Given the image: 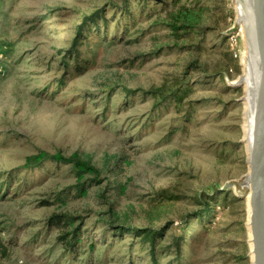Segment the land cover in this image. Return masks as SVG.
Segmentation results:
<instances>
[{"label": "rangeland", "instance_id": "obj_1", "mask_svg": "<svg viewBox=\"0 0 264 264\" xmlns=\"http://www.w3.org/2000/svg\"><path fill=\"white\" fill-rule=\"evenodd\" d=\"M182 6L196 19L171 28ZM236 27L234 0H0V264H252ZM41 152L101 181L78 192L93 173L24 167ZM79 223L72 252L59 236Z\"/></svg>", "mask_w": 264, "mask_h": 264}, {"label": "water", "instance_id": "obj_2", "mask_svg": "<svg viewBox=\"0 0 264 264\" xmlns=\"http://www.w3.org/2000/svg\"><path fill=\"white\" fill-rule=\"evenodd\" d=\"M234 3L237 25L234 31L241 32L245 49L248 45L252 54L251 72L255 88L249 91V100L246 95L244 97L247 102L245 116L252 115L251 143L247 150L249 171L245 176V187L248 189L246 196L250 207L248 227L252 264H264V0H234ZM237 84L245 85L244 80H238ZM251 84L254 82L249 83L250 87ZM248 90L246 88L245 94Z\"/></svg>", "mask_w": 264, "mask_h": 264}, {"label": "trees", "instance_id": "obj_3", "mask_svg": "<svg viewBox=\"0 0 264 264\" xmlns=\"http://www.w3.org/2000/svg\"><path fill=\"white\" fill-rule=\"evenodd\" d=\"M164 0H159V2H163ZM194 9L189 6H182L179 8V10L173 12L175 14L171 22L169 23L171 28L175 29H180V28H185L189 23L194 22V19H196L195 15L193 14ZM101 16V19L104 18V15L102 13V10H97L89 15H84L83 20L80 25H78L77 28V37L74 40L73 46H77L80 39H81V34L83 31V28L85 26H89V24L94 23L98 20V17ZM81 35V36H80ZM51 161V162H56V163H62V164H69L72 165V168H74L79 177L85 176V174L93 173V179H89V184L87 185L85 182H79L77 185L73 186V190H76L78 192H84L86 191L89 187H91L95 182H100V177H99V170L94 167L90 162L82 160L80 157H78L76 154L66 156L63 154H49L47 152H41L40 154L33 155L32 157L29 158L28 162H26V165L24 166L25 168L30 167L34 164H37L39 166H42L45 162ZM93 180V181H92ZM89 186V187H88ZM213 209H207L206 213L203 214V218H207L208 215L212 212ZM76 216L72 217L70 214L67 213H55L49 216L48 222L50 226H53V224H73L74 221L79 220V219H74ZM122 228V227H121ZM135 232L134 234H137L138 236H144L147 239H152L154 242V238L156 233L152 230H147L146 233H142L143 231L140 229H133ZM2 228L0 227V256L6 257L9 255V249L7 245L4 243L2 239ZM83 234L82 230V225L80 223L73 227L71 230L66 231L64 234L59 236V239L62 240L66 244V248H69L74 252L77 247L80 244L81 237ZM123 234V233H121ZM184 237H177L176 240V245L178 248V256H181L185 253L186 249H184ZM94 247V245H93ZM152 256L154 259H156V253L155 250L152 249ZM180 258V257H179ZM178 258L179 264H183L186 262V260L181 258Z\"/></svg>", "mask_w": 264, "mask_h": 264}, {"label": "bare ground", "instance_id": "obj_4", "mask_svg": "<svg viewBox=\"0 0 264 264\" xmlns=\"http://www.w3.org/2000/svg\"><path fill=\"white\" fill-rule=\"evenodd\" d=\"M243 29H244V27L241 28L242 32H243ZM244 60H245L244 73L240 76V78L238 80H244V84L246 85V88H249V90L246 94V97H247L246 99L249 100V97H250L249 91H251V90L254 91L255 81H254V77H253V72H251L252 71V65H251L252 54L249 51L248 45H246V52H245ZM250 73H251V75H250ZM253 82H254V84L253 85L251 84V87H250L249 83H253ZM246 105H247V102H246ZM244 127H245V134H246L245 142H246L248 149H249L250 143H251V133H252V115H251V113L249 115L247 114L245 116V126ZM246 185L249 187V182L247 180H246ZM248 211L250 213V207L249 206H248ZM251 247H252V243H251Z\"/></svg>", "mask_w": 264, "mask_h": 264}, {"label": "built area", "instance_id": "obj_5", "mask_svg": "<svg viewBox=\"0 0 264 264\" xmlns=\"http://www.w3.org/2000/svg\"><path fill=\"white\" fill-rule=\"evenodd\" d=\"M233 40H234V44H235V43L237 42V39H234V38H233Z\"/></svg>", "mask_w": 264, "mask_h": 264}]
</instances>
